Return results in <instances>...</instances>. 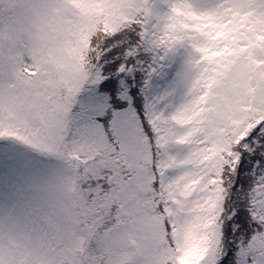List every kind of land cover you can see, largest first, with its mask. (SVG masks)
<instances>
[{
	"label": "snow or ice",
	"instance_id": "1",
	"mask_svg": "<svg viewBox=\"0 0 264 264\" xmlns=\"http://www.w3.org/2000/svg\"><path fill=\"white\" fill-rule=\"evenodd\" d=\"M0 264H264V0H0Z\"/></svg>",
	"mask_w": 264,
	"mask_h": 264
}]
</instances>
